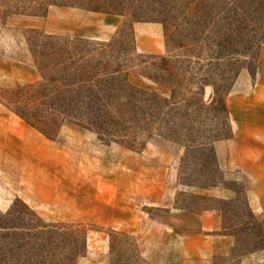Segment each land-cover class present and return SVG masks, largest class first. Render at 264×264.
I'll list each match as a JSON object with an SVG mask.
<instances>
[{
    "label": "rangeland",
    "instance_id": "374dc122",
    "mask_svg": "<svg viewBox=\"0 0 264 264\" xmlns=\"http://www.w3.org/2000/svg\"><path fill=\"white\" fill-rule=\"evenodd\" d=\"M32 1L0 0V101L17 116H19L17 113H21L30 122L45 128L50 136L56 139L61 132L69 133L67 128H85L77 124L76 120H65L62 124L61 118L56 120L57 125L54 124L51 119L56 114L51 111V105L48 102L45 106V103H41L45 94L41 91L52 90L54 83L50 79L60 76L59 64L55 63V58L61 47L65 50L64 56L76 58H91L101 52L111 58V64L124 68V72L128 70L129 81L132 84L156 90L163 95H171L172 91L148 79L144 73L156 76L161 82L167 75L163 56L170 55L173 74L169 77L171 80L169 84L174 89L172 101H182L178 106L180 108L178 111L182 115L178 116L176 122L181 123L182 116L186 113V136L179 134L174 137L175 142L157 132L151 135L139 133L135 143L139 151L136 152L142 153L152 139L174 144V147L170 148L159 143L156 158L160 164H164L167 157L170 160L172 155L178 158L176 161L178 185H182V188L189 187V192L179 189L175 206L196 210L210 207L222 209L226 227L224 231L235 236L236 245L227 256H216L214 264H242L243 255L264 250V218L252 211L245 183L224 182L234 191V197L230 199H216L191 192V189H209L224 181L222 170L212 159L211 147L199 148L192 144V140H201L205 135L210 140L213 137L223 140L232 136L229 111H225L223 107V98L227 100L230 92L225 97V91L212 101V86L203 89L204 78L211 68L210 56H215L213 51H217V47L211 45L197 47L188 52L193 54L192 62L188 66L186 63L182 66L181 60L186 59V49H181L178 45L186 43V31L170 25L175 24L174 21H170V24L151 21L133 23L134 17L131 15L109 16L82 7L59 5L50 6L44 15L12 13L17 7L40 12L53 0ZM77 1L115 10H131L141 2V0H100L98 3ZM162 1L167 3L173 0ZM224 1L230 6L246 2ZM252 14L254 17L247 20L246 28L254 27L258 32H264V6ZM162 16L164 18V15ZM28 20H33L32 24H28ZM100 45H105L104 50L95 52L93 47ZM260 49L257 52V59L252 57L247 63L248 68L241 69L246 64L245 59L244 64L238 66L236 70L240 73L235 81L243 72L255 75ZM255 53L254 50V56ZM226 64L227 61L222 60L219 65L214 64L212 69L218 72L219 68L227 67ZM230 76H233V73ZM38 83L41 84L25 88L29 84ZM45 99L48 100V97ZM178 111L166 108L162 114L167 119H172ZM23 121L30 125L25 119ZM47 124L52 125L46 127ZM93 133L96 142L109 151L112 165H116L121 150L126 147L116 142L106 143L101 139L114 137H103ZM123 134L131 136L128 133ZM132 138L133 136L123 137L127 143H131ZM213 143L211 146L214 147ZM143 155L146 156L144 153ZM208 156L211 160H208ZM153 213L158 214L160 218L166 217V211L162 209L157 211L154 208ZM158 240L160 245L151 257L146 254L145 240L118 228L71 222L65 215L51 209L44 208L39 211L31 209L19 198L15 199L9 211H0V264H183L173 257L177 252L176 247H166L165 240L162 241V238ZM166 252L172 256L166 258Z\"/></svg>",
    "mask_w": 264,
    "mask_h": 264
},
{
    "label": "crops",
    "instance_id": "0c3cea01",
    "mask_svg": "<svg viewBox=\"0 0 264 264\" xmlns=\"http://www.w3.org/2000/svg\"><path fill=\"white\" fill-rule=\"evenodd\" d=\"M226 103L232 136L214 143L224 181L191 192L230 199L234 191L224 182H243L252 211L264 218V45L255 75L241 73ZM67 129L48 138L0 101V211H9L19 198L31 209H51L71 222L118 228L145 240L151 257L162 238L166 247H176L173 257L183 264H214L216 256L234 248L222 209L175 206L178 190L189 192L178 185V158L167 157L164 164L156 158L159 143L174 144L152 139L142 153L124 148L112 165L93 132ZM241 262L264 264V250L243 255Z\"/></svg>",
    "mask_w": 264,
    "mask_h": 264
},
{
    "label": "trees",
    "instance_id": "16d2710c",
    "mask_svg": "<svg viewBox=\"0 0 264 264\" xmlns=\"http://www.w3.org/2000/svg\"><path fill=\"white\" fill-rule=\"evenodd\" d=\"M26 1L33 2L32 0ZM86 1L98 3L100 0ZM263 2L264 0H246V2H238L230 6L224 0H173L167 3L162 0H141L131 10H115L111 7L102 8L96 4H81L77 0H53L48 2L40 12L17 7L12 13L44 15L50 6L59 5L82 7L108 14L131 15L134 17L133 23L151 21L170 24V21H174L175 24L170 25L186 31V43L178 45L179 48L186 49V59L181 60L182 66L185 63L188 66L192 62L193 54L188 52H192L197 47L204 48V46L211 45L218 49L213 51L215 56H210L211 68L203 81V89L206 86H212L211 99L213 101L225 91V97L228 95L240 73L236 69L240 64H244V59L246 64L241 69L249 67L247 63L252 57L257 59V52L264 45V32H258L254 27H246L247 20L254 17L252 12L260 11V8L264 6ZM145 14L158 16H144ZM224 21L231 23L225 24ZM93 48L97 52L104 50L105 45ZM64 52L65 50L61 47L55 58V63L59 64L60 76L50 79L54 83L53 89L41 91L45 92L44 100L41 103H45V106L48 102L51 105V111L56 114L51 119L54 124L57 125L56 120L59 118L62 119V124L65 120H76L77 124L100 136L114 137L106 140L101 138L104 142H116L134 151H139L135 146L139 133L151 135L153 132H157V134L164 135L175 142L174 137L179 134L186 136V113L183 114L181 123L176 122L179 119L178 116L182 115L178 111L180 110L178 106L182 101H172L174 89L169 84L171 82L169 77L173 74L172 63L169 60L171 59L170 55L163 56L166 61L164 70L167 75L161 82L156 76L144 73L148 79L172 91L171 95H163L156 90H148L132 84L129 81L128 70L124 72V68L118 65L114 66L111 64V58L101 52L91 58L64 56ZM222 60L227 61V67L219 68L218 72L214 71L213 65H219ZM232 73L233 76H230ZM40 84H29L25 88ZM47 97L48 100L45 99ZM223 107L225 111H228L225 98H223ZM166 108L178 112L172 116V119H167L162 114ZM158 113L159 116H157ZM17 114L32 127L53 139L45 128L30 122L23 114ZM47 125L46 127H51L52 124ZM123 133L133 136L131 143H127L123 139L124 136L130 138L131 136ZM219 139L221 138L213 137L210 140L205 135L201 140H192V144L199 148L210 146L213 153L212 159L218 165L215 149L211 145ZM208 160H211L209 156Z\"/></svg>",
    "mask_w": 264,
    "mask_h": 264
}]
</instances>
